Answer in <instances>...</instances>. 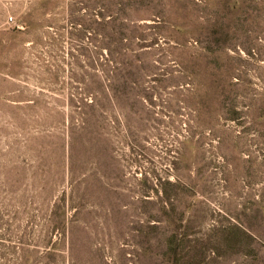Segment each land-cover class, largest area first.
<instances>
[{
  "label": "rangeland",
  "instance_id": "rangeland-1",
  "mask_svg": "<svg viewBox=\"0 0 264 264\" xmlns=\"http://www.w3.org/2000/svg\"><path fill=\"white\" fill-rule=\"evenodd\" d=\"M0 264H264V0H0Z\"/></svg>",
  "mask_w": 264,
  "mask_h": 264
},
{
  "label": "trees",
  "instance_id": "trees-1",
  "mask_svg": "<svg viewBox=\"0 0 264 264\" xmlns=\"http://www.w3.org/2000/svg\"><path fill=\"white\" fill-rule=\"evenodd\" d=\"M82 21H83V24H84V26L82 28H84V30L88 31L90 29H93V27H95V22H92V21H89V22L87 21L86 22L85 20H82ZM72 23L76 24V22L74 20L72 21ZM103 25L106 28H108L110 26L113 27L111 29L112 30V36L114 38L118 37V41L111 42L113 44L109 48V50L111 51L110 58L107 57L106 64H104L105 67H106V71L109 74H112V79L113 80H116V75L118 74V72L121 69V67L129 68V67H133L134 66L133 63L129 60L130 57H131V55H130L131 50H130V48H122V47H120L118 45L119 42H121L123 40V35L125 34V33H123V31L121 30L119 25H116L114 23V21L102 23V27H103ZM140 28L142 29L144 27H140ZM75 35H78V34H75ZM106 45H110V42L107 41ZM114 45L118 46L119 49L118 48H114ZM124 59L129 60V62L128 63H123Z\"/></svg>",
  "mask_w": 264,
  "mask_h": 264
}]
</instances>
